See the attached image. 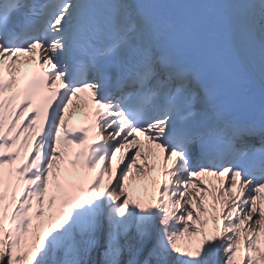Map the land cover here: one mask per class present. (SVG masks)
<instances>
[{"label": "snow or ice", "instance_id": "obj_1", "mask_svg": "<svg viewBox=\"0 0 264 264\" xmlns=\"http://www.w3.org/2000/svg\"><path fill=\"white\" fill-rule=\"evenodd\" d=\"M0 264H264V0H0Z\"/></svg>", "mask_w": 264, "mask_h": 264}]
</instances>
